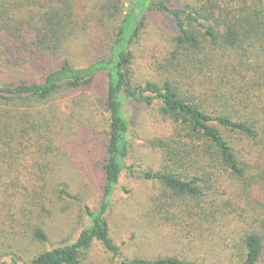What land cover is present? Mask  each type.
<instances>
[{"label": "trees", "instance_id": "1", "mask_svg": "<svg viewBox=\"0 0 264 264\" xmlns=\"http://www.w3.org/2000/svg\"><path fill=\"white\" fill-rule=\"evenodd\" d=\"M155 17L172 28L160 82L139 63ZM128 106L154 121L156 170L130 161ZM79 159L99 168L97 208L63 179ZM127 174L159 184L145 219L167 253L117 243L107 216ZM63 199L89 224L50 246ZM96 248L120 264H264V0H0V264H87Z\"/></svg>", "mask_w": 264, "mask_h": 264}, {"label": "rangeland", "instance_id": "2", "mask_svg": "<svg viewBox=\"0 0 264 264\" xmlns=\"http://www.w3.org/2000/svg\"><path fill=\"white\" fill-rule=\"evenodd\" d=\"M176 4L192 3V0H173ZM150 25L148 41L146 43V58L140 59L141 75L146 79H153L160 82L164 79V73L159 74V68L163 62V55L171 48L172 28L161 17H155ZM76 58L84 60L90 57L89 52L82 53L79 50L74 52ZM140 58H143L140 54ZM160 80V81H159ZM127 112L132 121L134 148L130 161L135 164L149 166L156 170L155 160L152 159L149 144L143 143L147 139L155 135L154 122L148 115V111L142 107L132 108L128 106ZM100 115V114H99ZM101 122L97 123L98 130H104L107 124V114L100 115ZM84 151L88 153L86 146ZM68 153V151H67ZM65 151L60 153V158L65 159L63 163H67V154ZM78 158H87L88 154H76ZM67 172L63 179L70 187V191L78 194L84 204L97 208L102 197V181L98 174V167L89 164L81 159L74 166H66ZM122 185L129 191L128 194L118 190L114 197L111 211L108 214V220L113 229L114 237L117 243L126 242L124 253L128 258L135 256L156 257L160 253H167L165 249L160 248L156 242L150 241L154 236L152 227L147 224L145 219L146 209L149 199L159 190V184L143 181L137 175H125L122 179ZM55 217L47 223L49 227L50 246L58 245L71 241L79 229L89 224V217L80 202L68 199L60 200L57 204ZM146 221V222H145ZM152 229V231L150 230ZM155 231V230H154ZM153 232V233H152ZM156 232V231H155ZM156 240V236H155ZM46 246L37 243H27L22 246V252L27 256L35 254L39 250L45 249ZM90 258L94 264H120L118 260L113 259L110 254L103 252L100 248L92 251ZM90 259V260H91ZM89 260V259H88ZM90 260L87 264H90Z\"/></svg>", "mask_w": 264, "mask_h": 264}]
</instances>
